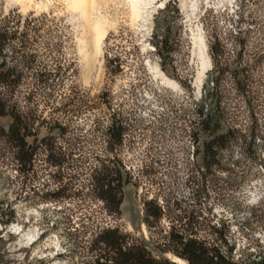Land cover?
<instances>
[{"label": "rangeland", "instance_id": "obj_1", "mask_svg": "<svg viewBox=\"0 0 264 264\" xmlns=\"http://www.w3.org/2000/svg\"><path fill=\"white\" fill-rule=\"evenodd\" d=\"M97 1L87 20L70 0H0V25L17 32L3 60L22 71L18 100L30 128L37 123L25 98L36 80L53 84L51 99L34 100L37 121L47 123L39 137L50 139L33 172L20 173L0 136V202L14 211L0 224V264H90L86 247L99 226L118 227L176 264L187 262L161 251L172 231L213 238L209 228L218 224L237 256L264 252V0ZM95 24L105 34L98 49ZM196 32L210 60L200 89ZM161 74L178 88L162 84ZM65 103L66 113L56 111ZM205 103L228 136L204 180L203 143L212 139L199 125ZM56 121L64 130H52ZM116 122L124 135L110 150ZM9 124L0 118V127ZM106 168L127 173L118 217L95 198L93 175ZM148 204L162 208L159 220L146 221Z\"/></svg>", "mask_w": 264, "mask_h": 264}, {"label": "trees", "instance_id": "obj_2", "mask_svg": "<svg viewBox=\"0 0 264 264\" xmlns=\"http://www.w3.org/2000/svg\"><path fill=\"white\" fill-rule=\"evenodd\" d=\"M16 38V31H9V26L6 24L0 25V118H10V124L7 130L0 127V136L10 144L13 150L15 164L16 166H20V173L29 174L35 169L34 159L38 151L42 149L41 144L46 143L50 139L48 136L39 137L40 133L38 129L46 123V119H39L37 121L40 116L35 114L37 108L34 100L38 95H43L51 99L52 95L49 92H51L53 84L47 79H38L34 82L32 85L33 89L30 90L25 98L27 100L26 104H28L26 105L27 115L35 118V122L31 123V126L37 123L36 129L33 127L30 128V121L24 120L18 100L22 85L19 77L22 71H19L18 65L16 64L7 68L3 60L5 49L10 47L14 42L12 40ZM164 43L160 42L156 44V48L161 51L164 48ZM23 44L22 41L21 45L23 46ZM23 62L27 65L32 63L31 61ZM207 96L211 103L215 102V105L217 104V101L212 98L210 93ZM69 106L70 104L65 103L57 108L56 111L66 113V109ZM206 106V103L202 104L198 111L201 133L207 135L210 139L212 137L210 142L203 143V165L205 171L202 172V176L204 180L208 173L211 172V168L217 164L216 157L218 152L226 148V144L223 142L228 136V133H220L222 126L221 115L217 111H208ZM69 112H76V110ZM61 126L62 124L56 121L52 130H61ZM29 130L30 132L31 130H35V133H26ZM23 131L24 133L22 134ZM107 133L112 142L110 143L109 149L114 150L116 146L120 145L121 138L124 135L122 123L116 122L108 129ZM29 137L33 138L34 144H27ZM36 143L40 144L36 145ZM43 147L45 151L48 150L47 145ZM50 159L53 166L60 169L63 168L65 164L63 161H58V159H53V157H50ZM93 179H96L97 185L99 186L95 198L105 202L107 212L110 215L115 217L120 216L123 190L128 184L127 173L122 169L114 171L106 168L101 177H98L95 172ZM49 196H53V198L59 197L58 195H45L42 199ZM150 204L147 205V209L145 210L146 221L149 218L159 220L164 214L162 208H150ZM3 206L4 203L1 201L0 224L6 227L14 220V211L11 209L8 212L4 211ZM95 229V232L90 234L91 238L86 247V250L91 255L90 264H176L169 259L154 257L142 242L131 240L128 235L121 233L118 227L99 226L95 227ZM209 229V234L215 237L201 238L196 236L194 232L189 237H186L180 231H172L170 233L171 237L169 238V247L161 251L163 253L172 252L186 261L187 264H264V252H260L254 257L253 255H246L245 257L241 255L237 259L234 254L235 246L225 238L224 225H221L220 229L215 228L214 225Z\"/></svg>", "mask_w": 264, "mask_h": 264}, {"label": "bare ground", "instance_id": "obj_3", "mask_svg": "<svg viewBox=\"0 0 264 264\" xmlns=\"http://www.w3.org/2000/svg\"><path fill=\"white\" fill-rule=\"evenodd\" d=\"M93 1H97V0H70V4H71V6L73 7V8H75V9H79L80 10V12L87 18V20L89 19V15H88V12L90 11V8L91 7H93V4L95 3H93ZM99 1V0H98ZM97 1V3H99ZM103 1V0H102ZM131 1V0H130ZM133 1V3H135L136 2V4H138V3H140V2H138V0H132ZM95 5V4H94ZM140 5V4H139ZM195 5L193 4V6L191 7V11L192 12H195ZM98 25V24H97ZM89 26V25H88ZM91 27V26H90ZM100 28V26L98 25V26H96V24H95V27H92V29L93 30H95L96 32H97V34H96V32L94 31V33L96 34V35H99V37H98V39H97V42H96V45H95V47H96V49H98V44L100 43L99 41H100V39H102L104 36H105V34L104 33H102L103 31H102V29H99ZM99 29V30H98ZM100 30L102 31V32H100ZM100 33V34H99ZM102 33V34H101ZM194 41H195V43L197 44L196 46H197V52H198V56H199V59H200V70H199V72H198V74H197V77H196V86H197V88L198 89H200V87H201V85H202V83H203V79H204V77H205V74H206V72H207V68L209 67V65H210V60H209V58H208V55H207V50H206V44H205V42H204V40H203V38L201 37V35H200V32L199 33H197L196 32V34L194 35ZM195 46V47H196ZM97 51V50H96ZM160 79H161V82H162V84H164V85H166V86H169V87H172L173 89H177L178 88V85H177V83L175 82V81H172V80H170L169 78H167L165 75H163V74H161L160 75ZM175 261L176 262H178V263H183V261L182 260H180V259H175Z\"/></svg>", "mask_w": 264, "mask_h": 264}, {"label": "built area", "instance_id": "obj_4", "mask_svg": "<svg viewBox=\"0 0 264 264\" xmlns=\"http://www.w3.org/2000/svg\"><path fill=\"white\" fill-rule=\"evenodd\" d=\"M219 226H221L220 224H218ZM234 254H235V257L238 259V257H240V256H237L236 255V250L234 251Z\"/></svg>", "mask_w": 264, "mask_h": 264}]
</instances>
